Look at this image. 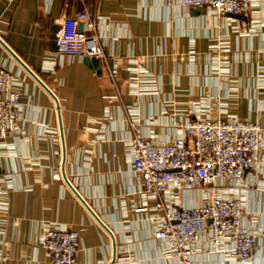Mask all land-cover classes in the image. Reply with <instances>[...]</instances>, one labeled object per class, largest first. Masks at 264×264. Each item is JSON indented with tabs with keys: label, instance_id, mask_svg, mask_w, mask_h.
<instances>
[{
	"label": "crops",
	"instance_id": "obj_1",
	"mask_svg": "<svg viewBox=\"0 0 264 264\" xmlns=\"http://www.w3.org/2000/svg\"><path fill=\"white\" fill-rule=\"evenodd\" d=\"M82 11L105 18L97 29L105 53L102 72L81 57H66L52 70L50 56L58 57L53 31L58 33L63 18ZM226 36L231 75L219 77L212 72L210 51ZM0 37L58 97L64 130L63 143L55 99L0 43V62L24 83L20 132L0 146V172L12 184L10 211L0 215V264H52L41 238L53 227L80 232L77 264L112 263L111 235L65 175L114 232V264H177L163 256L164 244L147 220L151 213L140 209V177L127 153L133 134L129 110L140 114L139 132L154 131L158 140L173 139L176 123L192 116L203 100L210 101L215 115L226 107L264 126V89L257 78L264 66V9L245 20L185 8L181 0H0ZM135 58L158 76L159 95L130 94L127 80ZM259 156L264 163V141ZM238 187L250 212L244 224L256 239L252 263L264 264V166ZM197 259L222 264L218 254Z\"/></svg>",
	"mask_w": 264,
	"mask_h": 264
},
{
	"label": "built area",
	"instance_id": "obj_2",
	"mask_svg": "<svg viewBox=\"0 0 264 264\" xmlns=\"http://www.w3.org/2000/svg\"><path fill=\"white\" fill-rule=\"evenodd\" d=\"M181 5L249 19L264 9V0H181ZM101 20L105 18H93L86 11L62 19L55 38L58 57L50 56L48 61L52 70L66 57L105 59L97 33ZM230 52L228 36L210 51L212 72L219 77L231 75ZM190 59L196 61L194 49ZM133 60L137 65L127 80L130 94L159 95L158 76L141 64V58ZM112 71L110 77L117 84ZM257 78L264 89L263 65ZM23 85L13 68L0 62V146L6 144L7 137L20 132ZM221 111L215 115L210 101L203 100L194 106L192 116L176 123L173 139L158 140L154 131L148 135L139 132L140 114L129 110L133 134L127 153L133 172L140 177L138 193L144 202L140 209L151 213L147 220L154 237L164 244L163 256L177 264H199L197 256L201 254H218L222 264H253L256 239L244 224L250 212L238 186L249 173L264 166L259 156L264 126L230 114L226 107ZM11 187L10 178L0 172V215L10 211ZM196 199L201 203L192 202ZM203 240L206 247L200 245ZM41 244L50 253L52 264H77L81 234L53 227L43 233Z\"/></svg>",
	"mask_w": 264,
	"mask_h": 264
},
{
	"label": "water",
	"instance_id": "obj_3",
	"mask_svg": "<svg viewBox=\"0 0 264 264\" xmlns=\"http://www.w3.org/2000/svg\"><path fill=\"white\" fill-rule=\"evenodd\" d=\"M236 18H243L245 20H247V18L245 17H240V16H236V15H232ZM82 29V26H81ZM56 29L53 31V34L51 36V45H52V50L56 51L57 50V45H56ZM0 43L2 44V46L10 53V55L42 86L44 87L51 95L52 97L55 99L56 104H57V109H58V114L60 117V129H61V137L64 143V130H63V125H62V116H61V108H60V102L58 97L53 93V91L45 84V82L41 79V77L34 72L26 63L23 59H21V57L0 37ZM84 62L91 67L92 69L96 70L99 74L102 72V62L100 59L95 58V57H89L86 56L84 57ZM112 65V64H111ZM64 155H65V144H64ZM65 180L67 181V183L70 185V187L75 191V193L77 194V196L83 201V203L86 205V207L89 209V211L93 214V216L95 217V219L104 227V229L111 235L113 242H114V246H115V251H114V256H113V260L111 264H114L116 262L117 259V246H116V238H115V234L112 231V229L106 225L104 223V221L99 217V215L94 211V209L89 205V203L83 198V196L78 192V190L74 187V185L71 183V181L66 177V175L64 176Z\"/></svg>",
	"mask_w": 264,
	"mask_h": 264
}]
</instances>
